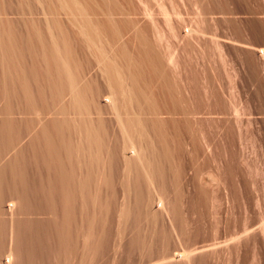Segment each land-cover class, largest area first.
<instances>
[{
    "label": "rangeland",
    "instance_id": "1",
    "mask_svg": "<svg viewBox=\"0 0 264 264\" xmlns=\"http://www.w3.org/2000/svg\"><path fill=\"white\" fill-rule=\"evenodd\" d=\"M29 1L0 0V23L11 26L13 30L26 32V29L33 26L30 22L32 20L34 26L41 28L42 32L47 34L43 15L36 12L30 15L24 13L27 12L25 11L28 9L27 5L28 7L35 5V0ZM110 2H115L116 7L112 5L110 9L106 8L110 13L112 11L118 23L120 36L112 38L110 32L109 34L104 32V35L102 32L98 41L93 44L94 48L97 44V47L100 46V49L111 55L110 51L114 53L120 43L119 45L125 46L123 48L126 52L123 57L128 60L127 63L131 57L130 62L134 64L137 55L132 52L138 50L141 52L143 45L147 44L160 57V68L165 71L164 73L162 69L159 70L161 72L159 74L163 73L165 79L161 77L163 80L157 83L160 76H157L152 67H150L151 71L147 64L141 62L140 57L137 60V63L140 61L147 67L145 69V66L141 65L147 78L144 73L142 75L138 72L146 80L141 81L142 78H138L137 83L140 82L143 89L139 88V85L137 91L142 89L147 92L145 95L141 90L143 96H147L144 97L146 103L148 98L153 100L149 102L152 104L148 103L149 105L143 103L144 107L142 102L139 104L146 113L144 116L147 115L149 119L153 117L152 120L156 117L157 121L155 119L154 122H162L157 124V128L156 124L151 125L152 122L150 123L147 116L141 115L143 113L139 111L141 108L138 104L139 109H135L136 104L133 102L142 101L141 93L137 101L134 99L130 103L133 104L134 114L135 111L141 112L138 113L141 121L136 123L137 128L139 124L141 128L143 126V132L139 127L143 134L148 130L145 132L146 139L151 138L155 143L154 147L159 150L154 148L155 154L156 151L160 152L161 146L162 153L167 147L169 150L164 154L161 152L156 154L158 158L154 156L155 154H152L153 156L148 154L152 158L156 157L152 159L157 160L153 162L154 165L159 162L157 164L159 171L156 165L154 169L151 166L153 170L149 171L156 176L150 178L156 179L153 182L157 183L155 184L157 189H153L157 191L150 188L154 183L149 187V183H146L147 185L140 183V185L136 182L134 175H141L136 173L141 169L134 167L129 170L133 175L131 172H128L131 175L127 174L129 189L124 193L119 184L122 169L115 167L120 170L113 169L116 173L113 174L112 199L108 203L107 218L104 214L97 224L92 223L91 226L86 221L76 218L71 225V233L65 235L61 232L59 236L46 232L27 233L30 237H39L43 247V250L40 247L41 250L35 248L38 254L29 258L30 264H264V57H262L264 56V0H111ZM160 5L170 16L168 23L164 20ZM19 6L20 9L25 10L18 9ZM101 8L96 12L90 9V15L93 18H95L94 14L96 18H102L106 14ZM103 11L108 10L103 9ZM60 16L65 20L64 14L61 13ZM51 29H55L54 34L58 32L57 28ZM71 29L76 31L74 27L63 28V31L65 30V33L68 31L66 34L70 36L69 43L76 62H82L83 69L85 67L83 64L87 61L92 62L90 70L84 69L86 72L84 70L78 72V79L81 77L84 78L83 81L86 78L87 81L90 80V77L99 79L102 73L97 71L99 68L94 63V49L92 52L89 49L93 46L87 47L83 39L81 41ZM112 48H115L114 51ZM167 52H171L174 63L170 64L171 62L165 59ZM118 53H114L117 62L121 61L119 56L122 54ZM133 57L136 59L134 60ZM25 60L30 62L31 59L25 56ZM139 66L138 63L136 71H140ZM150 71L151 75L148 74ZM81 72L85 74L82 75ZM155 75L158 78H155ZM101 80L99 79L98 83L103 89L104 84ZM146 81L150 84L148 85ZM163 81L164 83L169 81V84L164 85ZM167 86L171 89L169 90ZM104 91L106 92V88ZM100 98L98 100L102 108L103 96ZM60 99L58 103H54L58 105L59 101L61 103L68 101L69 95L65 93ZM2 102L0 99V106ZM148 106H152L153 109L150 107V111ZM146 107L149 112L145 111ZM170 107L172 108L167 109ZM154 108L157 109L155 114H153L155 111H152ZM35 111L26 115L21 109L13 107L12 115L17 118L23 115L34 118L38 112ZM105 115L109 116L108 119H113L111 115ZM115 122L114 119L110 120V124L106 126L110 133H107L110 136L106 144L117 146V144L121 145V136L120 130L116 127L118 124ZM148 122L150 128L147 129ZM152 126H155L153 131ZM158 127L164 130L161 131ZM134 128L130 129L134 130ZM164 131L165 135L162 133ZM133 132L132 134H135V131ZM191 140H195V146L198 144L197 151H194L196 154L192 150L191 146L194 143ZM161 142L163 143L159 147ZM176 142L177 144L174 145ZM109 148L111 150V147ZM117 151L121 154V149H116ZM101 153L106 154L105 149ZM2 155L3 158L5 157V154H0L1 159ZM145 156L147 158V155ZM120 165L122 168L121 160ZM161 179H164L163 183ZM147 187L152 191L149 189L146 192ZM158 192L165 199V207L168 211H161L155 206V193ZM137 193L143 194L142 197H138ZM100 196L104 204L106 197L104 188H101ZM121 204H125L129 211L125 219L119 217ZM38 216L43 219L46 214ZM103 229L106 230L105 234ZM102 234L105 235L103 238ZM64 237L67 238L66 244H63ZM97 241L101 242V245L104 241L105 243L100 247L96 245ZM183 249L190 251L187 252L190 259L185 255L186 250L181 253ZM39 253L43 255L39 256ZM1 258L0 264H3Z\"/></svg>",
    "mask_w": 264,
    "mask_h": 264
},
{
    "label": "bare ground",
    "instance_id": "2",
    "mask_svg": "<svg viewBox=\"0 0 264 264\" xmlns=\"http://www.w3.org/2000/svg\"><path fill=\"white\" fill-rule=\"evenodd\" d=\"M35 1H32L35 2V5L32 4L29 7L25 5L28 8L27 10L24 8L20 9V6L18 9L27 11L21 12L25 14L29 13V15L34 12L43 15L44 25L48 32L47 34H44L41 28L34 26L35 23L32 20L30 22L33 26L26 29V32H22L19 29L13 30L11 26L0 23V99L3 101L0 106V154H5L4 158L3 155L2 159L0 158V257H2L1 260L3 264H30L29 258L37 256L35 248L38 247V249L42 248L43 250L40 238L28 236L27 233L29 232H46L54 236L55 234L59 236L61 232V234L65 235L68 232L71 233V225L75 222L76 218L86 221L90 226L92 223L97 224L104 216L107 218L109 212L108 203H110L112 199V179L116 173H114L113 169H115V171L119 168L122 169V178H120L119 184L124 193L129 189L127 188L129 184L127 174H130L128 173L131 172L129 171L130 168L134 167L136 169L140 168L142 171L138 170L144 174L143 175L138 170L136 172L135 169L134 171L136 173L141 174H135L133 171L136 182L139 184L149 183L148 185L150 187L156 181V179L150 178V176L156 177L150 174V172L154 169L155 165L157 166L159 163L156 162L154 165L153 162L157 160L154 161L152 159H156V154L163 152V150H161L163 148L161 145L164 141L159 145L161 149L160 152H158L159 150L154 147L155 143L153 140L151 138H149V140L146 139L145 132L148 130H145L143 134V126L141 128L139 124L142 130L141 132L136 124L141 121V116H138V113L141 114L142 112L143 114L141 115L143 117L147 116H144L146 113H144V110L142 111L140 102H142L143 106L153 101L151 98H148L151 100H147V103L145 102L147 96L145 97L143 94L146 95L147 92L145 93L144 90H142L143 86L141 87L139 81V83H137L138 78H142L140 74L142 73L143 75L144 73V69L141 68L143 63L141 64L140 61L138 62L140 64L138 70L142 72L136 71L138 66L137 60L140 57L141 59L139 58V60H142L141 62L147 64V67L153 68L157 76H160L159 81L157 80V83H159L162 78L165 79L163 73L159 74L161 73L159 70L162 69L160 68V57H158L157 53L154 52L151 47L145 44L147 47L143 45L144 48L140 50L141 52H138L139 50L132 52H135V55H137V60H135L136 57H133L137 64L135 62L134 64L130 62L131 57H129L130 60L127 63L128 60L126 61V58L123 57V54L126 52L123 48L124 45H119L120 43H118L116 51H114L116 47L114 49L112 48V50L114 53H122L120 56L124 59L119 56L121 61L117 62L118 59L116 61L115 58L116 54L114 55V53L110 51V53H112L110 55L107 52L105 53L104 49H100V42H98L99 47H97L96 44L97 49H95L96 47L94 48L93 45L96 43V40L98 41L102 32L103 35L105 34L104 32L108 34L110 32V34H112L110 36H113L112 38H114V36H120L118 32L119 29L117 28L118 23L115 17H113L112 11L111 13L109 11L110 7L115 5V2L111 3V0ZM106 7H109V9ZM99 8H101L102 12L106 15L102 18H96L94 14L93 16L95 18H93L89 10L91 9L96 12ZM103 9L109 12H104ZM161 9L164 14V20L168 23L170 21V16H168V13L163 7H161ZM61 13L65 15V20L60 16ZM53 27L58 30L55 34L53 31L55 29H51ZM68 27H74L76 29V31L71 29L73 34L79 37L81 41L83 39L87 47L93 46V48L89 47V49L91 52L93 51L92 49H94V63H96L99 68L97 71H99L100 74L102 73L101 75L104 77L102 78L100 76L103 80L102 82L101 78L98 76L104 84L106 92L104 91V86L102 85L103 90L101 84L98 83L99 79L90 77L91 79L87 81V73L84 75L86 76L84 81L82 77L80 78L82 80L78 79V72L84 69L88 71V69L91 68L92 62L87 61L86 64H83L85 65L84 69L82 68V62H76L75 57L72 55V46H70L69 43L70 36L66 34L68 31L66 33L64 32L65 30L63 31V28ZM100 39H102V37ZM170 53L171 52L166 53L167 57L165 56V59L172 64L174 61ZM25 56L31 59L30 62L25 60ZM262 57L264 56L262 55ZM124 60L125 64L123 65ZM135 64L137 66H135ZM144 66L145 65H143V67ZM147 67L145 66V69ZM85 70L84 72H86ZM151 71L147 73L151 75ZM138 72L140 74H138ZM153 72L152 74H155ZM82 73L83 72H81V74ZM157 76L155 78H158ZM145 77L140 80L145 81ZM167 83L169 84V81H167ZM147 84L149 85L150 83L147 82ZM148 85L147 87H149ZM137 87L142 88L141 90L144 93L142 94L141 90L137 91V89H139ZM170 89L171 88H169V90ZM103 91L105 93H103ZM65 93L69 95V100L65 101L67 103H63V101L61 103V101H59L60 103L56 105L54 102L58 103V100L61 97L63 98ZM139 93L143 96L140 97L142 101L139 100L135 103L134 99L136 101L138 100ZM100 95L103 96L104 101V107L102 108L98 100L100 97L102 98ZM132 102L136 104V110L139 109L137 104L140 106L141 110L139 111L141 112L137 113V111H135L136 113L134 114L132 110L133 104H130ZM130 105L131 108L129 109ZM13 107L21 109V112L26 115L36 110L35 113L38 111L37 116L34 118L25 115L21 118L14 117L12 115ZM150 107L148 106V108ZM153 107H155V104ZM171 108L172 107L167 109ZM155 109L156 108L152 111H155ZM131 110L133 113H131ZM149 110L151 111V108ZM145 111L149 112L148 109ZM171 111L173 112L174 110L172 109ZM168 112H170V110ZM40 113L42 115H40ZM155 113L156 111L153 112V114ZM157 113L159 114V111ZM161 113L162 111L160 114ZM104 114L111 115L117 122L118 126L116 125V127L119 128H117V130H120V132H118L121 136V145L117 144V146H115V144H106V140H108V136H110L106 126H108L110 120L113 119H108L109 116L107 117V115H105L106 118ZM150 115L153 116L152 113H150ZM152 118L150 119L152 120ZM160 118L162 119V117ZM150 119V123L152 122L151 125L156 124V128L158 126L157 124L162 123L159 122V120V123L154 122L156 117L152 121ZM155 121H157V119ZM145 122H147V119ZM150 123H147V127L144 126L148 129ZM130 125H134L139 132L133 126L130 127ZM155 126H152V131ZM130 128H134V130ZM184 128H186V126ZM159 129L162 131L161 127ZM159 129L156 130L159 131ZM130 131H132V133L135 131V134H132ZM160 133L161 132H159V134ZM162 133L165 135V131ZM146 134L148 136V133ZM154 136L157 135L154 134ZM149 137H151V135ZM161 138H165V136ZM21 140L23 141L19 144ZM194 141H192L194 144L192 143L193 145L191 147L193 152H196L198 144L195 146L196 143ZM175 144H177V142L174 143V145ZM204 144L208 145L207 143ZM118 145L121 148H119ZM109 147H111V150ZM201 147L199 149H201ZM154 148L158 150L156 154ZM104 149L106 154L101 153ZM116 149H121V154L118 151L116 152ZM167 150L165 149V151ZM203 153L205 154V152ZM148 154H151V156L155 154L154 156L156 157L152 158ZM145 155H147V158H145ZM148 157L151 162L147 160ZM120 160L122 161V168L120 167ZM152 173H154V171ZM153 180L155 181L153 182ZM162 180L164 182V179L160 181L162 182ZM155 184L157 183H154V185L150 187L152 190H154L153 188L157 189V185ZM136 186L138 185L136 184ZM149 187H147L148 190L145 188L143 189L147 192L150 189ZM101 188H104L106 191L104 204L100 196ZM155 194V206L159 207L161 211H168L165 207V199L162 194L159 192ZM142 195L143 194H139L138 197H142ZM136 199L138 198L136 197ZM120 207L119 217L120 219H125L129 211L125 204H121ZM39 214H46V216L41 219V217L38 216ZM105 231L106 230H104L103 234L106 233ZM103 234L101 235L102 238L105 236H103ZM61 241L63 242V240ZM66 243L67 238L64 237L63 244ZM104 243L101 245V242L98 243L97 241L96 245L101 247ZM184 250L186 249H183L181 253H184ZM187 252L190 253V251H185L186 256ZM43 253H39V256H42ZM188 257L190 259V256H187V259ZM184 259L186 258L184 257Z\"/></svg>",
    "mask_w": 264,
    "mask_h": 264
}]
</instances>
